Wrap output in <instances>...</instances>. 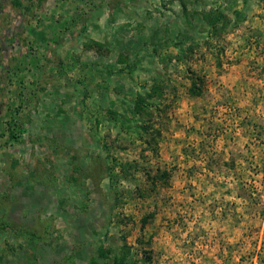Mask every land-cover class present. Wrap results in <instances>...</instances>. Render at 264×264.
I'll return each mask as SVG.
<instances>
[{
    "label": "rangeland",
    "instance_id": "rangeland-1",
    "mask_svg": "<svg viewBox=\"0 0 264 264\" xmlns=\"http://www.w3.org/2000/svg\"><path fill=\"white\" fill-rule=\"evenodd\" d=\"M18 1L0 264H264V0Z\"/></svg>",
    "mask_w": 264,
    "mask_h": 264
},
{
    "label": "trees",
    "instance_id": "trees-1",
    "mask_svg": "<svg viewBox=\"0 0 264 264\" xmlns=\"http://www.w3.org/2000/svg\"><path fill=\"white\" fill-rule=\"evenodd\" d=\"M14 3H16L17 5L20 4V2L18 0H14ZM221 16V13L217 14L215 18L206 16L207 18V23L210 25L209 27H211V29H216V22L219 19V17ZM205 17V16H204ZM159 91V87L157 84H155L154 86H152L150 88V90L148 92L145 93V96H141V95H137L136 99L134 101V105H133V113L138 114V117H141L142 114L146 111L147 109V99L146 98H151V96L153 94H156ZM188 91L191 95H199L200 94V88L196 87V83L194 81L191 82V86L188 88ZM14 126V125H13ZM144 129H147V126H143ZM11 137L15 136V132L11 131L10 132Z\"/></svg>",
    "mask_w": 264,
    "mask_h": 264
}]
</instances>
